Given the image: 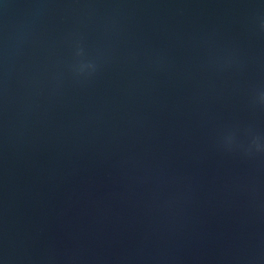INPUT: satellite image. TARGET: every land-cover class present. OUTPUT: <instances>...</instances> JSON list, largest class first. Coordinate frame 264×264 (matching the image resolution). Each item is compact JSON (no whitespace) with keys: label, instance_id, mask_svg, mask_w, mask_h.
<instances>
[{"label":"water","instance_id":"95a60500","mask_svg":"<svg viewBox=\"0 0 264 264\" xmlns=\"http://www.w3.org/2000/svg\"><path fill=\"white\" fill-rule=\"evenodd\" d=\"M0 264H264V0H0Z\"/></svg>","mask_w":264,"mask_h":264}]
</instances>
